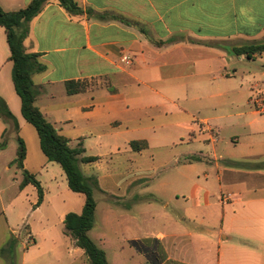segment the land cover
<instances>
[{
  "label": "crops",
  "instance_id": "0c3cea01",
  "mask_svg": "<svg viewBox=\"0 0 264 264\" xmlns=\"http://www.w3.org/2000/svg\"><path fill=\"white\" fill-rule=\"evenodd\" d=\"M31 1L0 0V6L11 12ZM76 1L83 10L81 15H71L56 0L46 4L30 23L24 45L46 67L32 77L38 89L36 106L72 148L81 144L85 157L99 158L80 164L85 177L98 183L97 210L101 195L117 201L122 199L111 193L134 198V189L145 186L140 182L155 170L156 157L162 159L164 173L173 174L165 185L180 188L186 167L192 172L207 159L203 150L187 152L186 145L204 142L214 153L218 181H227L235 197L223 205L224 186L220 185L221 205L233 208L223 212V226L216 235L217 264H264V152L260 151L264 112L254 102L264 97V53L249 58L234 52L264 43V0ZM10 55L6 31L0 26V96L19 125L17 131L13 123L0 118V141L5 132L9 140L0 158L12 147L13 139L29 138L22 134L30 124L22 116ZM257 59L261 64L254 61ZM70 81L87 82L88 90L69 95L66 83ZM226 103L236 114L226 124L231 136L220 139L218 111ZM37 137L31 133V142L26 141L24 169L40 181L43 203L36 207L39 195L33 185L21 188L24 177L8 178L5 186L0 185V237L4 229H11L16 210L17 214H41L39 218L46 217L47 222L56 218L63 228L67 214L83 211L85 196L71 191L64 170L46 158L38 133ZM135 141H145L147 147L134 151L131 143ZM224 143L253 151L220 158L218 144ZM15 159L0 160L7 173L12 168L22 172L13 164ZM12 181L18 184L19 193L8 211L6 196ZM169 198V202L178 199L173 193ZM108 224L106 220L105 226ZM53 225L40 231L31 226L24 229L35 239L37 233L50 235ZM99 230L97 237L104 245L107 237L101 234V227ZM167 237L162 233L154 238L136 236L132 245L146 264H196L168 252L162 242ZM16 242L10 250H18ZM50 251L56 255L58 246Z\"/></svg>",
  "mask_w": 264,
  "mask_h": 264
},
{
  "label": "rangeland",
  "instance_id": "374dc122",
  "mask_svg": "<svg viewBox=\"0 0 264 264\" xmlns=\"http://www.w3.org/2000/svg\"><path fill=\"white\" fill-rule=\"evenodd\" d=\"M254 61L261 64L260 59ZM233 114L235 115L236 111L228 103L218 111L221 118L219 125L222 127L220 139L231 136L232 132L226 124ZM27 126L22 134L29 138L24 140L21 135L26 150V141L29 144L32 140L31 133L36 140L38 138L36 130L31 125ZM195 143L190 147L186 145L187 152L198 153V150H203L207 159L196 164L195 171L191 172L186 167L184 184L180 188L172 190V187L165 185L173 174L164 173V167L160 164L162 159L156 157L155 170L147 179L140 182V184L146 183L145 186L134 189V198L127 199V196L120 197L116 193H111L113 197L122 199L117 201L112 197L101 195V201H98L96 226L90 235L106 251L110 264H146L134 250L132 240L136 236L144 239L154 238L161 233L169 235L162 242L175 258L196 264H217L216 235L221 232L223 226V212L233 208L231 205H221L219 188L221 184L224 186L221 195L234 193V188L227 181L222 183L218 181V173L214 169L217 162L212 148L208 149V144L204 142ZM19 147L20 141L13 139L12 147L7 150L3 158H0L1 162L15 159ZM252 151L249 147L236 148L232 144L226 146L224 143L218 144L217 155L227 159L233 154ZM260 151L264 152V145L260 147ZM220 163L223 164L222 159ZM0 168L2 169L1 186H5L10 177L23 178V172L16 168H12L10 173L5 171V165L0 164ZM10 185L11 188L6 196L8 211L13 208L11 204L15 202L16 194L19 193L18 184L12 181ZM171 193L178 199L169 202ZM146 199L148 200L145 201ZM25 203L27 208L28 200ZM48 213L51 214L49 210ZM12 216L11 229H4L3 237H0V264H91L88 257L77 250L79 247L74 244V240L66 238L63 225L56 223V218L47 222L46 217L39 218L41 214L25 213V211L17 214V210ZM106 220H109V227L105 226ZM48 224H55L49 232L50 235L46 236L45 232L37 233L35 239L29 237L27 228L24 229L26 226H31L33 231H40ZM100 227L101 234L107 237L104 245L97 237ZM172 234H176V237H172ZM12 240L19 242L18 250H10ZM55 245L59 249L56 255L50 251Z\"/></svg>",
  "mask_w": 264,
  "mask_h": 264
},
{
  "label": "trees",
  "instance_id": "16d2710c",
  "mask_svg": "<svg viewBox=\"0 0 264 264\" xmlns=\"http://www.w3.org/2000/svg\"><path fill=\"white\" fill-rule=\"evenodd\" d=\"M53 0H32L31 3L22 9L7 12L0 6V26L7 34L10 48L9 60L13 63L12 78L17 94L21 98V112L24 119L32 125L39 136L40 146L43 154L50 162L58 163L64 170L69 188L74 193L85 196V205L81 214L69 213L64 219V234L75 241L77 247L82 249L91 264H110L106 251L97 244L91 237L90 232L96 223L97 200L95 190L98 183L93 178H87L83 174L80 164H90L97 162L98 157H85V149L79 144L76 148L69 145V140L61 135L57 128L49 122L43 112L36 106L38 89L33 82V75L46 71V67L40 63L39 55L27 53L24 42L30 33V23L43 11L46 4ZM71 15H81L83 10L76 0H56ZM237 55H247L264 53V43L254 44L246 47L235 48ZM87 82L70 81L66 83L67 93L75 95L88 90ZM0 118L5 122L13 123L18 131V121L9 109L5 100L0 96ZM8 133L3 135L0 143V151L8 146ZM20 147L17 159L13 164L17 165L23 172L21 188L33 185L39 195L36 207L40 206L44 200V189L36 176L24 169L26 148L23 141L19 139ZM134 151H141L147 147L145 141H135L131 143ZM199 160V159H194ZM14 246V240L10 243Z\"/></svg>",
  "mask_w": 264,
  "mask_h": 264
},
{
  "label": "built area",
  "instance_id": "2783aa9c",
  "mask_svg": "<svg viewBox=\"0 0 264 264\" xmlns=\"http://www.w3.org/2000/svg\"><path fill=\"white\" fill-rule=\"evenodd\" d=\"M125 63L127 65L131 64V58L130 57H125ZM255 106L257 108V110L259 112H264V97H257L255 99ZM235 199L234 194L233 193H224L221 196V202L224 205H229L230 203L233 202V200Z\"/></svg>",
  "mask_w": 264,
  "mask_h": 264
}]
</instances>
